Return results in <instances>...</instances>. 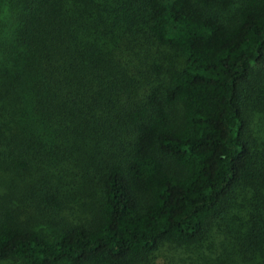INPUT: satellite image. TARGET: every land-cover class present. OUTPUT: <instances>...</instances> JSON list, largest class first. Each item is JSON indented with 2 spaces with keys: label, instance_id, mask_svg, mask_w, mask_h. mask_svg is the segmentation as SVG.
<instances>
[{
  "label": "trees",
  "instance_id": "16d2710c",
  "mask_svg": "<svg viewBox=\"0 0 264 264\" xmlns=\"http://www.w3.org/2000/svg\"><path fill=\"white\" fill-rule=\"evenodd\" d=\"M264 264V0H0V262Z\"/></svg>",
  "mask_w": 264,
  "mask_h": 264
},
{
  "label": "rangeland",
  "instance_id": "374dc122",
  "mask_svg": "<svg viewBox=\"0 0 264 264\" xmlns=\"http://www.w3.org/2000/svg\"><path fill=\"white\" fill-rule=\"evenodd\" d=\"M167 255L161 254L157 256L154 264H169V260L165 257ZM0 264H14L13 262H0Z\"/></svg>",
  "mask_w": 264,
  "mask_h": 264
}]
</instances>
